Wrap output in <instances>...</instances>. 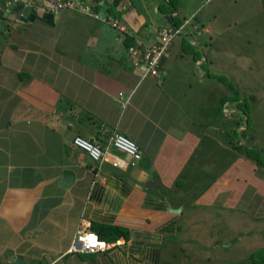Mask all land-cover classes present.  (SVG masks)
<instances>
[{
	"label": "crops",
	"instance_id": "0c3cea01",
	"mask_svg": "<svg viewBox=\"0 0 264 264\" xmlns=\"http://www.w3.org/2000/svg\"><path fill=\"white\" fill-rule=\"evenodd\" d=\"M210 1H80L94 17L77 7L49 11L44 0H0V264L17 256L159 264L164 243L184 237L187 225L210 227L211 239L251 219L264 223V133L258 119L246 124L244 102L247 95L255 106L264 94L210 70L211 34L225 10ZM236 1L244 0H231L234 13ZM108 19L124 26L125 39ZM187 25L208 38L186 44ZM160 27L179 31L150 75L126 48L151 45ZM190 46L194 64L207 67L198 75L171 69ZM113 132L135 142L139 159L111 145ZM75 135L99 144L100 158L74 146ZM249 148L263 153L262 165ZM63 169L73 173L66 188ZM91 223L125 235L101 240L103 250L68 251Z\"/></svg>",
	"mask_w": 264,
	"mask_h": 264
},
{
	"label": "rangeland",
	"instance_id": "374dc122",
	"mask_svg": "<svg viewBox=\"0 0 264 264\" xmlns=\"http://www.w3.org/2000/svg\"><path fill=\"white\" fill-rule=\"evenodd\" d=\"M216 1L211 0L206 5ZM220 2L217 6L225 10H221L223 16L216 17L217 29H213L211 34L210 53L213 56V65L210 70L233 79H241L244 92L249 91L256 96L259 92L264 94V0H244L243 3L236 1L239 11L235 13L228 7L231 0ZM189 27L190 25L185 26L182 32L187 31ZM187 32L181 37L186 44H189L190 38L200 42L209 36ZM182 51L184 55L176 56L171 69H182L183 65L188 71L198 75L201 69L207 68L205 65L199 68L194 64L192 54L195 50L192 46ZM203 51L205 55L208 52L206 49ZM172 52L177 54L175 50ZM196 52L199 53L197 50ZM171 72L174 74L173 70ZM256 98L255 106H251L253 98L245 95L244 102L250 111L246 124L251 127L253 120L258 119L263 134L264 95ZM223 118L222 114L219 115V119ZM239 137L240 135L235 133L234 139L239 140ZM262 138L264 140V136ZM251 221L254 220L234 226L226 235H215L211 239L207 233L210 227L205 226L201 232H197L193 224L187 225L184 237L179 235L177 239L164 243L159 264H247L248 256L264 247V223Z\"/></svg>",
	"mask_w": 264,
	"mask_h": 264
},
{
	"label": "built area",
	"instance_id": "2783aa9c",
	"mask_svg": "<svg viewBox=\"0 0 264 264\" xmlns=\"http://www.w3.org/2000/svg\"><path fill=\"white\" fill-rule=\"evenodd\" d=\"M45 8L49 11H59L66 8L77 7L81 11L96 17L87 4L78 0H44ZM116 27L121 36L124 35L125 28L120 22L108 19ZM179 31L176 27H160L156 31L154 41L147 47H142L139 43L131 44L126 49V54L134 65H142L144 71L150 75H156L159 71L161 57L165 54L169 44L175 34ZM120 96V95H119ZM111 145L117 150L128 155L132 160L140 157L138 147L133 140L119 132L111 133L109 137ZM72 144L87 153L94 161L101 156L102 150L99 144L87 140L79 135L72 138ZM92 236V238H91ZM106 244L99 240L97 235L90 231H84L75 236L68 247V251H98L105 249Z\"/></svg>",
	"mask_w": 264,
	"mask_h": 264
},
{
	"label": "trees",
	"instance_id": "16d2710c",
	"mask_svg": "<svg viewBox=\"0 0 264 264\" xmlns=\"http://www.w3.org/2000/svg\"><path fill=\"white\" fill-rule=\"evenodd\" d=\"M80 1H82V0H80ZM96 8H97V5H96V2H94L93 9L96 10ZM112 14L116 16V13L112 12ZM125 38H126V35L124 34L123 39H125ZM227 84H230V83H227ZM234 91H236V89H234ZM245 116H246V121H247V119H248L247 113H245ZM235 146H236V148H239V150L242 149V148H240L241 147L240 145H235ZM245 150L247 152H249L251 155H254L256 164H258V165L263 164L261 154L258 150L253 149V148H249V149H245ZM90 230L97 235L99 240H103V241L115 240L119 236L125 235L124 229L120 228L118 226H110V225L91 223ZM247 264H264V247L259 248V249L255 250L254 252H252L248 256Z\"/></svg>",
	"mask_w": 264,
	"mask_h": 264
},
{
	"label": "water",
	"instance_id": "95a60500",
	"mask_svg": "<svg viewBox=\"0 0 264 264\" xmlns=\"http://www.w3.org/2000/svg\"><path fill=\"white\" fill-rule=\"evenodd\" d=\"M27 8L23 10V14H25ZM73 181V173L68 169H63L59 178V186L61 187H68ZM14 264H27L21 257L17 256L14 259Z\"/></svg>",
	"mask_w": 264,
	"mask_h": 264
},
{
	"label": "bare ground",
	"instance_id": "6f19581e",
	"mask_svg": "<svg viewBox=\"0 0 264 264\" xmlns=\"http://www.w3.org/2000/svg\"><path fill=\"white\" fill-rule=\"evenodd\" d=\"M91 238H92V236H91Z\"/></svg>",
	"mask_w": 264,
	"mask_h": 264
}]
</instances>
